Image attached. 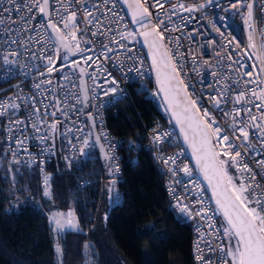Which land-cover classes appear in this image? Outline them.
<instances>
[{
    "label": "snow or ice",
    "instance_id": "6c2138e0",
    "mask_svg": "<svg viewBox=\"0 0 264 264\" xmlns=\"http://www.w3.org/2000/svg\"><path fill=\"white\" fill-rule=\"evenodd\" d=\"M121 3L134 31L122 24L125 17L117 10ZM206 8L226 13L216 18L220 26L209 21L226 43L206 41L219 58L208 84L203 77L197 82L190 75H199L200 61L205 65L208 61L192 55L189 68L185 57L191 52L180 50L182 38L166 35L183 31L174 16L186 24L196 19L191 14H203ZM234 17L244 26L246 47L225 30ZM194 35L190 32L186 38L192 41ZM137 36L148 50V71L155 74L153 95L162 96L164 111L179 130L177 139L182 138L195 164L193 170L178 163L183 149L161 158L171 174L170 185L183 188L181 193L174 186L168 189L175 207L190 219L198 218L196 264H264V0H0V165L8 164L13 182L21 169L38 168L43 174V195L49 199L51 177L45 164L65 151V141L68 154L62 158L69 167L72 154L88 156L87 149L99 146L108 162V175L119 172L116 146L106 132L96 131L98 117L90 110L100 105L91 101L107 96L109 104L119 102L112 98L121 91L114 70L124 72L125 78L136 73L144 79L145 60L128 47ZM17 78L20 83L11 85ZM29 81L31 87L26 89ZM175 129L154 130L153 143L168 142ZM181 172L189 178L187 183L179 177ZM194 172L211 191L207 201ZM116 183L111 179L107 184L110 204ZM190 189L196 197L191 204L186 203ZM48 219L57 235L79 230L73 210L54 212ZM54 250L57 264H62L59 240Z\"/></svg>",
    "mask_w": 264,
    "mask_h": 264
},
{
    "label": "trees",
    "instance_id": "16d2710c",
    "mask_svg": "<svg viewBox=\"0 0 264 264\" xmlns=\"http://www.w3.org/2000/svg\"><path fill=\"white\" fill-rule=\"evenodd\" d=\"M149 90L155 91L152 82L144 88L129 85V98L118 100L106 113L108 129L126 144L135 142L138 151L133 154L122 148L124 179L115 185L121 201L108 206L107 184L104 187L90 234L98 264H192V224L169 209L164 174L143 148V125L156 117L170 124ZM7 168L6 162L0 165V264H54V243L44 214L74 207L82 226L91 224L84 219L75 189V170L60 154L51 159L49 199L42 197L35 169L30 173L21 169L13 182ZM149 226L154 227L149 230ZM84 238L80 233L65 235L63 264H81Z\"/></svg>",
    "mask_w": 264,
    "mask_h": 264
},
{
    "label": "built area",
    "instance_id": "2783aa9c",
    "mask_svg": "<svg viewBox=\"0 0 264 264\" xmlns=\"http://www.w3.org/2000/svg\"><path fill=\"white\" fill-rule=\"evenodd\" d=\"M182 2L199 3V2H201V0H182ZM223 2H225V0H222V3ZM117 10L119 11L120 14L124 15L125 20L122 22V24H127L128 28L126 30H128L129 27L131 26V24H130L129 19L126 16V14L123 11L120 4L117 5ZM152 11H155V9H152ZM182 15L183 16H189L190 14L189 13H183ZM191 15L195 16L196 19H190L186 24H183L179 17L174 16L173 20H175V22L177 24L181 25V27L183 28V31L176 32V33H167L166 35L180 36L182 38V43H183L184 47H182L180 50L184 51V52H189V51L191 52V55H186V57H185L189 61V64H188L189 68H191L192 55H194L198 61L200 60L201 57H203L204 60L208 61L207 65L203 64V62L200 61V67H201L202 71L200 72L199 75L197 73H190L192 80L198 82L203 77L205 84L212 83V81H213V77L211 76V71L213 70L212 66L217 65L219 58L215 55V49L213 47H209L207 45L206 41L209 39H213V40L219 41L220 44H224V43H226V41H222L220 36L215 31L212 30L211 25L209 24V21L214 20L216 22L217 26H220L221 22L216 18L218 16L226 15V13H224L223 11H221L219 9H208V8H206L203 10V14L201 12H197V13H193ZM257 15L258 16L260 15L258 10H257ZM121 30H125V29L122 27ZM225 30L227 31L230 38L232 36H234L235 38L238 39V41L242 42L244 47H246L247 36H246L245 31H244V26L238 17H234V18L230 19L228 21V27ZM190 32H195V35H194L192 41H189L186 38L187 34ZM104 42L107 43L108 41L105 40ZM124 43H127V41H124ZM97 47L99 48V45H97ZM113 47H115V45H113ZM128 47L133 48L135 55L141 56L144 58V60H145L144 79H141L139 76H137L136 73H127V76L125 78L124 72L114 70L113 75L119 81L120 90H121L119 94L112 97L117 101L120 99L126 98V97L129 98V96H130L129 85H135L137 87L142 88V87H146L147 83H150V82L153 83V73L148 71V69H150V65L148 63V60H147L145 53H144L142 47L140 46V44H138V43L136 44L135 42H132L131 44H128ZM232 47H234V45ZM128 55H132V53H129ZM120 59L121 60L124 59L123 50H120ZM126 63L130 64L131 62L128 61ZM109 67H111V65H109ZM89 71H91V69H89ZM225 71H226V69H225ZM18 83H20L19 78L13 79L11 81V85H16ZM98 83L103 84V80L98 81ZM104 86L108 87V85H104ZM4 87H7V85H5ZM24 87L26 89L30 88L31 87V81L26 83L24 85ZM199 87H200V85H198V90H199ZM207 90L210 91V89H207ZM97 91H99V90H97ZM2 98L3 97L0 96V99H2ZM109 99H110V97L102 96L100 100L91 101V103H95V104L100 105V106L96 109H90V110L93 112L94 116L98 117V119L96 121V123H97L96 131L99 132L102 129L104 132H106L108 134L111 144L116 146L115 151H114V155L117 158L116 164L118 165V167L120 169L119 172L115 173V175L112 177H110L108 175V162L105 161V163H104V161H102V159L100 158L99 149L97 146H93V147H90L89 149H87L88 156H79L78 153L72 154L73 159H72L71 167L74 168V170H75V189H76V192L80 196L79 197L80 201H82V205H83V208L85 211L84 212V219H85L87 225L89 223H91L90 225H88L87 228H84L81 224V221L79 222L80 215L79 214L77 215V213L75 212L76 219L80 225L79 232H80V234L84 235V237H85L83 242H82V248H81V253H82L81 264H98L97 259H96L95 247H94V244L92 242V239L90 238V234L94 231V222H95V218H96L97 213L100 211V207H101V204H100L101 200L100 199L102 198V195L104 193L105 185L108 184V182L111 179H115L117 181L116 184L123 182L124 177H123V171H122V161H123L122 148L124 147L125 150H127L133 154H136L138 151V147H137L135 142H130V143L126 144V141L124 138L116 136L112 131H110L108 129L107 124H106V113L114 105V104L108 103ZM75 118L76 117L73 116V119H75ZM61 119L63 120V117H61ZM80 119L86 120L87 117L81 116ZM88 130H89L88 128H85V132H87ZM142 130H143V139H144L143 148L149 151L153 162L158 166V168L164 174L163 187H164V191H165V194L167 196V199H168L169 209L179 219H181L183 221H189L190 218L187 217L186 215H184L183 213H181L180 210L177 207H175L176 200L173 199L172 194H170L168 191L170 186L176 187V190L178 193L183 192V188L180 186H176V185H170V181L172 179L171 174L167 172V169L161 160V158H166L167 156L175 155L176 153L180 152L183 148L181 147L176 135L173 137H170L168 142H162L160 144L153 143L154 130H159L160 132H163L165 130L172 131L173 127H172L171 123L165 124L162 122L160 117H156L150 125H143ZM90 139L94 142L93 136ZM102 142H104L103 138H102ZM56 143L59 146L60 141L57 140ZM130 145L135 146L134 150H129ZM67 147L68 146H67V143L65 141V151L63 153H60L61 157H63V155H65V154H68L66 151ZM32 151L35 152L36 149L33 148ZM52 158L53 157H51L48 160V163L51 161ZM257 158H259V157H257ZM6 159H10V157H6ZM63 161H64V159H63ZM130 162L132 165H135L137 161H136V159H134V160H131ZM48 163L45 164V172L50 176V173L48 172ZM178 163H180L181 166L183 164H188L189 167L194 170L185 150H184V155L180 157ZM252 166L256 167L254 163L252 164ZM34 169L36 170V173H37L39 186L42 189V197H45L43 195V174L39 171L38 168H34ZM102 169L104 172L101 171ZM22 170H24L28 173H30L32 171V170H27V169H22ZM194 175L198 177L197 173H195V172H194ZM179 177L183 178L185 183H187L189 180L188 177L183 176L182 172L179 173ZM197 183H199L201 188L204 189L199 177L197 179ZM50 185H51V189H52L51 179H50ZM187 195L189 198H188V200H186V203L191 204V202L194 201L196 199V197H195V195L192 194L191 189L189 190ZM204 199L206 201L210 199L206 190H205ZM196 207H199V205H197ZM212 207H215L214 204L212 205ZM69 210H73V208H68V209L63 210V211L62 210L56 211V209H55V210H52L51 212L45 214L47 217V224H48V227L50 230V234H51L54 246L57 243V241L59 240L63 250H64L65 235L70 231L66 230L65 232L60 233L59 235L53 233L52 226L49 223L48 217L54 212L67 213V211H69ZM216 219H217V224H218V218H216ZM197 222H198V218L193 219L192 242H191L192 264H196V261L194 258V242L197 238V232L195 230L197 227ZM204 231L207 232V229H204ZM85 245H88L87 249L85 248ZM54 252H55V250H54ZM63 255H64V252H63ZM54 264H57L56 254H55V258H54ZM62 264H63V257H62Z\"/></svg>",
    "mask_w": 264,
    "mask_h": 264
},
{
    "label": "water",
    "instance_id": "95a60500",
    "mask_svg": "<svg viewBox=\"0 0 264 264\" xmlns=\"http://www.w3.org/2000/svg\"><path fill=\"white\" fill-rule=\"evenodd\" d=\"M120 5H121L123 11L125 12L126 16H127L128 19H129L130 24H131V27L133 28V30H135V25H133L132 22H131V16H130V14L128 13L127 7H126L125 5H123L122 3H121ZM137 39H138V42H139L140 46L142 47V49H143V51H144V53H145V56H146V58H147V60H148L149 65H150V67H151V61H150V58L148 57V50H147V48L144 46L143 39H142V37H139V36H137ZM153 86H154V89L156 90L155 74H154V73H153ZM162 99H163L162 96L159 97V100H160L161 104H162ZM162 106H163V105H162ZM163 108H164V107H163ZM166 114H167V113H166ZM167 116H168V119H169V121H170V115L167 114ZM171 125H172L173 129H175L174 121L171 122ZM175 131H176V136L179 137V130H178V129H175ZM93 139H95L94 136H93ZM178 141H179L181 147L185 150V152H186V154H187V156H188V158H189V160H190V163H191L192 167H193L194 170H195V164H194V161L192 160L190 150L187 149V146L183 144V140H182V138L178 139ZM97 147H98V149H99V155H100V158H101L102 161H104V163H105V160H104V158H103V156H102V154H101V152H100V148H99V146H97ZM197 175H198V177H199V179H200V181H201V183H202L204 189L206 190L208 196L211 197V191H210V190H207V183L203 181V177H202V176H199L198 173H197ZM214 206H215V205H214Z\"/></svg>",
    "mask_w": 264,
    "mask_h": 264
},
{
    "label": "rangeland",
    "instance_id": "374dc122",
    "mask_svg": "<svg viewBox=\"0 0 264 264\" xmlns=\"http://www.w3.org/2000/svg\"><path fill=\"white\" fill-rule=\"evenodd\" d=\"M128 30H133V28L130 26L129 27V29ZM134 31V30H133ZM133 42H135L136 44L138 43L139 44V42H138V39H137V37H136V40H134ZM142 88H144V87H142ZM145 89H147V88H145ZM155 90V89H154ZM149 94L150 95H152V97L154 98V100L156 101V103L162 108V110L164 111V108H163V106H162V104H161V102H160V100H159V98L157 97V96H155V95H153V92L151 91V90H149ZM164 113H165V111H164ZM166 114V113H165ZM166 116H167V114H166ZM168 117V116H167ZM113 201H112V203L110 204L109 203V199H108V206H111V205H113V204H117V203H119L120 201H121V194L118 192V190H117V188L115 187V189H114V192H113ZM70 208H73V210H74V213L76 212L77 213V215H78V212H77V210L76 209H74V207H70ZM68 209V208H67ZM58 210H66V209H59V208H56V211H58ZM219 219L220 218H218V224H219ZM79 222H80V220H79ZM189 222L192 224L193 223V219H190L189 220ZM82 228V227H81ZM79 230H80V225H79ZM79 230H77V231H71V230H67V231H70V232H72V233H80L79 232ZM64 263V262H63Z\"/></svg>",
    "mask_w": 264,
    "mask_h": 264
},
{
    "label": "bare ground",
    "instance_id": "6f19581e",
    "mask_svg": "<svg viewBox=\"0 0 264 264\" xmlns=\"http://www.w3.org/2000/svg\"><path fill=\"white\" fill-rule=\"evenodd\" d=\"M142 141H143V140H142ZM142 143H143V142H142ZM147 151H148V150H147ZM148 152H149V151H148ZM149 154H150V153H149ZM100 200H101V202H100V203L102 204V200H103V199H100ZM44 210H45V209H44ZM43 214H44V213H43ZM44 215H45V214H44Z\"/></svg>",
    "mask_w": 264,
    "mask_h": 264
}]
</instances>
